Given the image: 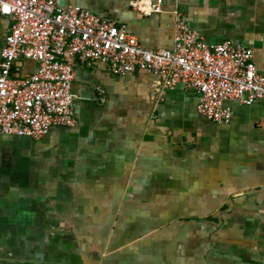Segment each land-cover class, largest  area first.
Returning a JSON list of instances; mask_svg holds the SVG:
<instances>
[{
	"label": "crops",
	"instance_id": "0c3cea01",
	"mask_svg": "<svg viewBox=\"0 0 264 264\" xmlns=\"http://www.w3.org/2000/svg\"><path fill=\"white\" fill-rule=\"evenodd\" d=\"M60 0L171 49L174 12L210 45L251 47L264 75V0ZM12 22L0 13V63ZM20 75L37 63L20 59ZM79 63L75 127L33 139L0 132V264H264V100L226 101L204 120L182 83Z\"/></svg>",
	"mask_w": 264,
	"mask_h": 264
},
{
	"label": "built area",
	"instance_id": "2783aa9c",
	"mask_svg": "<svg viewBox=\"0 0 264 264\" xmlns=\"http://www.w3.org/2000/svg\"><path fill=\"white\" fill-rule=\"evenodd\" d=\"M135 15L162 14L164 0H134ZM0 13L12 22L0 63V132L39 139L53 128L75 127L74 83L79 63H106L115 74L137 70L159 75L160 93L182 83L200 96L199 112L228 124L226 101L250 105L264 100V75L253 49L233 41L210 45L180 11L171 49L148 50L126 26L60 0H0ZM20 59L37 70L20 75Z\"/></svg>",
	"mask_w": 264,
	"mask_h": 264
},
{
	"label": "water",
	"instance_id": "95a60500",
	"mask_svg": "<svg viewBox=\"0 0 264 264\" xmlns=\"http://www.w3.org/2000/svg\"><path fill=\"white\" fill-rule=\"evenodd\" d=\"M204 120L205 121H208V122H211V123H214L213 121H211L210 119H208L207 117L204 116Z\"/></svg>",
	"mask_w": 264,
	"mask_h": 264
}]
</instances>
